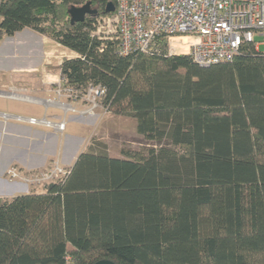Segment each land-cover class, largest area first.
Segmentation results:
<instances>
[{"label":"trees","instance_id":"obj_1","mask_svg":"<svg viewBox=\"0 0 264 264\" xmlns=\"http://www.w3.org/2000/svg\"><path fill=\"white\" fill-rule=\"evenodd\" d=\"M88 2L98 15L71 25ZM110 3L0 0V41L32 29L77 54L65 85L104 88L152 143L124 159L93 145L46 191L0 199V264H264V53L201 67L158 40L124 56L97 34Z\"/></svg>","mask_w":264,"mask_h":264},{"label":"built area","instance_id":"obj_2","mask_svg":"<svg viewBox=\"0 0 264 264\" xmlns=\"http://www.w3.org/2000/svg\"><path fill=\"white\" fill-rule=\"evenodd\" d=\"M116 10L108 17L99 18L97 34L116 38L120 53L124 56L135 52L152 54L158 51L156 42L165 41L169 55H188L201 67L232 62L246 45L259 50L257 37H264V0H116ZM173 38H186L171 51ZM64 83V81H63ZM58 86V96L72 101H83L81 109L72 106L65 109V116L52 120L21 117L0 113L5 123L43 127L63 134L67 127V114L93 116L102 108L105 89L90 85L85 91ZM62 88V89H61ZM69 169L57 159L49 167L26 172L12 167L7 178L25 185L29 191L58 183L65 179Z\"/></svg>","mask_w":264,"mask_h":264},{"label":"crops","instance_id":"obj_3","mask_svg":"<svg viewBox=\"0 0 264 264\" xmlns=\"http://www.w3.org/2000/svg\"><path fill=\"white\" fill-rule=\"evenodd\" d=\"M52 42L32 29H25L0 41V52L3 54V57L0 55L3 63L0 72L6 73L0 74V98L37 106L43 111V116L58 120L65 116L64 110L68 107H81L66 99H58L54 90L46 89V85L56 84L62 79L59 71L62 63L55 73L46 72L50 68L45 65V59ZM41 115L30 117H43ZM103 115L98 112L96 116L81 117L69 112L63 134L43 127L5 123L0 119V199L32 192L22 183L7 178V171L12 167L26 172L40 171L59 159L71 169L78 157L94 145L91 138L93 131L103 130Z\"/></svg>","mask_w":264,"mask_h":264},{"label":"rangeland","instance_id":"obj_4","mask_svg":"<svg viewBox=\"0 0 264 264\" xmlns=\"http://www.w3.org/2000/svg\"><path fill=\"white\" fill-rule=\"evenodd\" d=\"M101 31L102 33H100V35L104 36L103 32L104 33L107 32L108 27L104 26V28H102ZM179 43L186 44L187 41L183 39H174L172 40L171 45L173 47H177ZM256 43L260 44L259 49L261 52L264 53V37H257ZM50 46L51 47H49L48 49L49 51L45 59V65L49 66L50 68V69H46L47 73H55V69H57L59 64L62 63L64 59L66 58L72 59V58L77 57V54H75L74 52L65 50L63 46L61 47L54 42H52ZM0 55L3 57L2 52H0ZM2 57H0V70L3 69L2 67L3 63L1 62ZM59 71H60V67H59ZM1 73H4V72L1 71L0 74ZM1 75H6V73L1 74ZM59 85H61L60 87L62 88L66 86L65 83H63V79L59 80L56 84L53 83L50 85H46V89L54 90L53 93L56 95L58 99H66L67 101H69V103H72V104L77 103L76 107L83 108V106L86 104L83 101L75 102V101H72L68 97L58 96V93H56V91ZM102 102L103 100L101 101V103ZM102 108H103V105H102ZM0 112H4V113L6 112V114H11L14 116H21V117H30V115H37V114H42L41 116H43V111L41 110V108L37 106L30 105V104H21L18 102H11L9 100H5L2 98H0ZM98 112H100L101 114H104L103 115L104 116V126L102 127L103 128L102 131L101 130L97 132L93 131L92 136H91L92 144L97 145V148L99 149L102 148L104 149V151H107L110 157L124 159L126 158L127 153L131 155L135 153L144 154L146 150L149 148V146L152 145V143H149L143 136L138 134L137 123L135 119L126 117V116L114 115L110 112H107L105 108L104 110L99 108L95 112V115L93 116H96ZM35 118H42V117H35ZM46 188L41 187V188H37L36 190H32V191L42 193L46 191ZM12 198L14 197H11L9 199H12Z\"/></svg>","mask_w":264,"mask_h":264},{"label":"water","instance_id":"obj_5","mask_svg":"<svg viewBox=\"0 0 264 264\" xmlns=\"http://www.w3.org/2000/svg\"><path fill=\"white\" fill-rule=\"evenodd\" d=\"M116 10V6L110 3L106 8V14H113ZM70 16L71 25H76L85 22L88 16L95 17L98 15V11L92 8V3L88 2L82 7H71L68 11ZM95 264H116L111 260H102Z\"/></svg>","mask_w":264,"mask_h":264},{"label":"bare ground","instance_id":"obj_6","mask_svg":"<svg viewBox=\"0 0 264 264\" xmlns=\"http://www.w3.org/2000/svg\"><path fill=\"white\" fill-rule=\"evenodd\" d=\"M174 39H183V40H186V41H188V39H186V38H173L172 40H174ZM172 40H171V42H172ZM171 51L173 52V49H174V47L171 45Z\"/></svg>","mask_w":264,"mask_h":264}]
</instances>
